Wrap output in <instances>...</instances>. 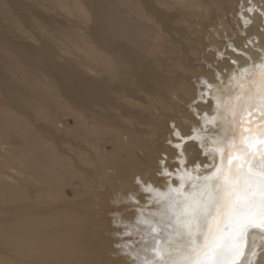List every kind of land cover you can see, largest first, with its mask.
<instances>
[{
	"label": "bare ground",
	"instance_id": "obj_1",
	"mask_svg": "<svg viewBox=\"0 0 264 264\" xmlns=\"http://www.w3.org/2000/svg\"><path fill=\"white\" fill-rule=\"evenodd\" d=\"M262 13L264 0H0V264H132L116 247L135 215L126 194L137 176L163 187L158 161L175 155L173 125L208 149L256 130L255 111L249 124L235 99L238 83L249 86L234 79L240 65L221 79L203 64L248 41L256 56ZM209 81L212 106H201L197 125L192 101ZM205 112L215 121L205 124ZM214 125L219 132L209 133ZM185 148L189 161L200 158L196 145ZM185 171L195 182L191 164L176 175ZM144 199L148 217L157 209ZM132 227L139 241L144 226ZM246 241L257 256L245 264H264V233Z\"/></svg>",
	"mask_w": 264,
	"mask_h": 264
},
{
	"label": "snow or ice",
	"instance_id": "obj_2",
	"mask_svg": "<svg viewBox=\"0 0 264 264\" xmlns=\"http://www.w3.org/2000/svg\"><path fill=\"white\" fill-rule=\"evenodd\" d=\"M250 43L243 48L228 45V54L216 56L215 63L210 62L207 68L222 79L227 71L240 65L239 76L234 79L239 82L246 78L249 86L245 89L244 83H238L241 93L235 99L243 100L248 107L249 124L255 111L256 130L247 127L242 130L239 143L233 133L231 139L225 136L215 148L208 149L206 144L201 147L191 135L173 125L174 139L169 144L175 155L169 161L168 153H164L158 161L157 177L164 182L163 187L137 176L134 190L126 194L125 206L135 215L129 223H123V231L116 233L120 237L116 247L131 257L132 264H245L249 252L251 257L257 256L255 244L247 249L246 237L252 230L264 233V48L256 49L257 55L253 56L247 51ZM240 57L245 63L251 61V66L240 64ZM224 60L232 67L222 70ZM211 86V81L207 85L198 82L192 101L194 110L190 109L197 125L201 106L205 109L212 106L207 95ZM217 107H221L219 101ZM231 111L235 116V107ZM207 116L205 112V124L216 119L213 116L209 120ZM207 131L215 134L219 128L214 125ZM186 143L196 145L200 158L187 159ZM189 164L197 172L195 182H191L193 178L187 171L176 175L181 165L187 169ZM142 197L151 198L143 203L157 209L148 217L142 213ZM116 216L121 217V222L123 217L114 213V226L120 228ZM132 225L137 226V233L138 226H144L139 241L133 240ZM135 245H142L143 251L150 255L141 258Z\"/></svg>",
	"mask_w": 264,
	"mask_h": 264
},
{
	"label": "rangeland",
	"instance_id": "obj_3",
	"mask_svg": "<svg viewBox=\"0 0 264 264\" xmlns=\"http://www.w3.org/2000/svg\"><path fill=\"white\" fill-rule=\"evenodd\" d=\"M18 3H20V2H18ZM206 25H207V24H206ZM207 26H208V25H207ZM214 30H215V29H214ZM215 32H216V30H215ZM223 40H225V37L223 38ZM179 56H180V55H179ZM181 58L184 59L183 62L186 63V62H185V58H186V57H184V56L182 57V56H181ZM0 61H2V60H0ZM198 62H199L198 64H200V63H202V62L204 63L203 58H200V60H199ZM203 63H202V64H203ZM206 64H207V62H205V63L203 64L204 68H207V65L209 64V62H208L207 65H206ZM184 76H185V77H184ZM186 76H187L188 78H187ZM176 77H177L178 79L184 77V78H187V80H190V77H191V76H190L189 74H188V75L178 74V75H176ZM190 81H191V80H190ZM184 108H186V107H184ZM69 119H70V118H69ZM70 120H72V119H70ZM70 123H71V125H74V123H73L72 121H71ZM160 139H161L160 136H158V139H157V145H158L159 147L163 145L162 140H160ZM159 144H160V145H159ZM108 150H109V148H108ZM68 196H69V199L72 197L70 191L68 192ZM67 198H68V197H67ZM69 199H68V200H69ZM106 199H107V201L109 202V199H108V198H106ZM104 200H105V199H104ZM109 206H110V207H109V210L111 209L110 211H112V212H114V211L117 209V208H116L117 206L115 205L114 202L112 203V201L109 203ZM114 207H115V208H114Z\"/></svg>",
	"mask_w": 264,
	"mask_h": 264
}]
</instances>
